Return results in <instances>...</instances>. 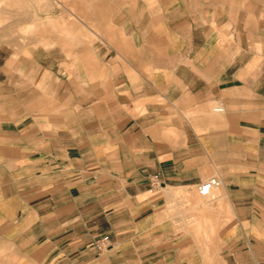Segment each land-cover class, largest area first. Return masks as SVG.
Instances as JSON below:
<instances>
[{"label":"crops","instance_id":"crops-1","mask_svg":"<svg viewBox=\"0 0 264 264\" xmlns=\"http://www.w3.org/2000/svg\"><path fill=\"white\" fill-rule=\"evenodd\" d=\"M156 2L99 0L89 20L110 40L73 62L43 47L55 61L1 64L0 47V264H264V63L220 39L245 34L244 11Z\"/></svg>","mask_w":264,"mask_h":264},{"label":"rangeland","instance_id":"rangeland-1","mask_svg":"<svg viewBox=\"0 0 264 264\" xmlns=\"http://www.w3.org/2000/svg\"><path fill=\"white\" fill-rule=\"evenodd\" d=\"M196 7L207 4L210 8V17L215 19L214 3L229 9L240 6L242 13V31L245 34L221 35V43L225 47L231 46L240 40L241 47H257V64L264 63V0H193ZM99 0H0V47H2L1 64L5 58L13 62L25 60L31 57L34 51L38 57L45 58L49 62L56 60V53L52 52L46 58V49L65 47V54L59 59L73 62L78 54L74 53L77 47H98L106 40H110L103 33V29L89 20V14L94 13L96 3ZM113 5L120 0H112ZM149 7L153 8L156 0H145ZM227 11V10H226ZM255 11L256 15H253ZM213 12V13H211ZM225 19L232 17V10H228ZM251 22L255 23L257 35H247ZM212 27L218 28L213 20ZM225 31H233L230 22L224 25ZM75 47V48H73ZM4 51V52H3ZM6 51V52H5ZM9 52H12L10 55ZM71 72V71H68ZM171 217H179L178 231L184 234H192L202 242L210 240L215 235V230L210 224L202 226L198 214L193 209H168ZM192 211V213H191ZM187 226V227H186ZM186 227V228H185Z\"/></svg>","mask_w":264,"mask_h":264},{"label":"built area","instance_id":"built-area-1","mask_svg":"<svg viewBox=\"0 0 264 264\" xmlns=\"http://www.w3.org/2000/svg\"><path fill=\"white\" fill-rule=\"evenodd\" d=\"M217 111H223V106H218L216 108ZM160 176L155 175L152 178V185L158 186L160 185ZM221 181L217 177H211L208 180L204 181L199 187H198V193L200 196L207 197L210 196L213 192V190L220 185ZM95 248L99 252H105L112 246L111 242V236L109 234H104L100 238H98L94 243Z\"/></svg>","mask_w":264,"mask_h":264}]
</instances>
